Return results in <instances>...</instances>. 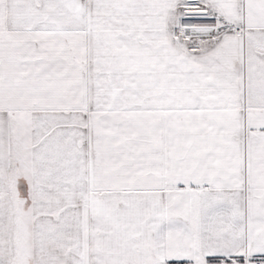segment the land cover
I'll list each match as a JSON object with an SVG mask.
<instances>
[{"label": "snow or ice", "instance_id": "6c2138e0", "mask_svg": "<svg viewBox=\"0 0 264 264\" xmlns=\"http://www.w3.org/2000/svg\"><path fill=\"white\" fill-rule=\"evenodd\" d=\"M0 264H264V0H0Z\"/></svg>", "mask_w": 264, "mask_h": 264}]
</instances>
